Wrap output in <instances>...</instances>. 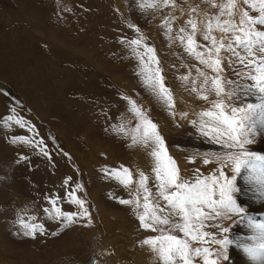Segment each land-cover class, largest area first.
Masks as SVG:
<instances>
[{
  "label": "rangeland",
  "instance_id": "374dc122",
  "mask_svg": "<svg viewBox=\"0 0 264 264\" xmlns=\"http://www.w3.org/2000/svg\"><path fill=\"white\" fill-rule=\"evenodd\" d=\"M130 1L0 0V264H83L92 254L96 257L92 264H102L109 256L110 264H162L159 258L151 259L149 253H158L144 244L145 240L159 236L160 231L145 229L138 218L147 211L151 213L144 208L145 193L139 185V173L148 177L146 186L151 195L147 202L150 205L158 202L161 208L167 203L157 196L152 171L155 159L151 155L155 145L150 139L145 143L142 117L157 125L167 155L175 162L181 179L194 182L197 177L210 178L221 169L228 178L235 177L233 195L243 213H227L207 220L203 229L210 234L207 242L192 243V247L211 248L215 254L212 258L218 259L219 264L253 261L242 254L251 245L241 244V239L254 232L247 216L250 208L243 201L245 177L250 168H242L236 174L226 157L240 152L239 146L224 138L205 135L201 130V121L209 120L201 113L214 110L212 103L220 99L210 90L217 73L186 50L187 36L191 33L187 21L192 19L198 27L194 39L200 47L196 51L207 59L211 42L203 39L201 21L206 23L219 9L209 0H169L167 5L163 0H151L157 6H146L144 16L149 17L148 23L140 25L130 21L134 14ZM213 2L219 5L223 0ZM246 7L239 4L240 9ZM258 7L256 12L247 10L256 16ZM135 16L144 20L140 14ZM118 17L123 21L115 20ZM234 19L239 22L238 15ZM143 25L151 27L155 40L152 35L147 36L149 43L137 51L149 62L152 76L159 68L170 99L152 86L146 93L142 89L145 83L140 84L141 88L114 64H104L102 47L97 46L102 32L101 44L117 29L134 28L140 32L138 36L142 35ZM182 28L184 32L180 31ZM212 35L218 41L225 35L215 28L214 22ZM230 39L231 34L225 43ZM147 47L153 48L154 54L148 53ZM237 51L246 55L242 48ZM220 58L223 71L219 75L225 93H231L225 97L228 105L225 111L231 115L233 107L264 105V94L257 90L255 81L247 78L250 70L231 53L222 51ZM132 88L142 92L141 98L131 92ZM201 95H207L208 99H201ZM133 105L142 116L132 110ZM261 114L262 110L257 108L244 122L241 138L251 141L244 145V150L256 153L264 144V133L257 121ZM123 169L129 171L131 182H122ZM115 189L129 192L130 197L125 200L132 203L126 206H134L136 216L127 219L126 214L121 215L117 222L106 219L104 212L116 211L119 206L103 196L108 192L114 195ZM71 193L84 201L83 208L88 214L77 215L69 223L58 217L56 209L64 213L82 211L72 202ZM53 199L55 205L50 203ZM167 211L165 208V212L157 215L163 216ZM147 216L145 222L152 223L151 214ZM21 220L28 225H42V231H37L34 237L24 235ZM134 228L136 233L132 231ZM90 234L96 240L82 254L80 244H85ZM171 234L182 237L176 230ZM213 236L230 243L222 248L212 243ZM101 239L105 245L96 255L94 250ZM221 252L223 255H219ZM232 253H237L235 262ZM175 264L182 262L177 259ZM195 264H202V258Z\"/></svg>",
  "mask_w": 264,
  "mask_h": 264
},
{
  "label": "snow or ice",
  "instance_id": "6c2138e0",
  "mask_svg": "<svg viewBox=\"0 0 264 264\" xmlns=\"http://www.w3.org/2000/svg\"><path fill=\"white\" fill-rule=\"evenodd\" d=\"M209 2L212 3L213 7H218L219 12L207 20L206 23L201 21V24L204 26L202 32L203 39L211 42V47L207 48V59L204 58L203 53L196 51L200 47L194 39L198 27L197 22L192 19L187 21V24L191 27V33L187 36L186 50L190 54H194L200 63L206 64L213 72L217 73L211 80L210 90L214 91L215 95L220 97V99L212 103L214 110L201 113L202 117L209 118L208 121H201V130L205 135H212L218 140L224 138L232 144L239 146L240 152L235 154L230 153L226 157V162L233 165V171L239 174L242 168L254 167L253 161H264V155L244 150V145L251 143V141L241 138L242 130L245 127L244 122L250 118V114L257 108H260L262 115H264V105L249 104L246 108L233 107L231 115L225 111L228 107L225 103V97L230 96L231 93H225L222 78L219 75L223 71V60L220 58V53L222 51L231 53V56L240 65L249 69L250 72L247 74V78L255 81L257 90L264 94V30H258L264 28V0H223L219 5L215 4L213 0H209ZM163 3L167 5L169 0H163ZM240 3L247 7L240 9ZM257 5L259 6L258 15H250L247 9L251 8L253 12H256ZM148 6L155 7L157 5L151 4ZM193 11L195 12L196 9L194 8ZM237 15L239 16L238 23L234 19ZM213 22L215 23V28L225 34L219 41L212 35ZM165 23L167 24L168 22L166 21ZM168 31H171L170 27ZM180 31L184 32L185 29L182 28ZM229 34H231L232 39L225 43ZM181 39L183 40L184 38L182 37ZM131 43L138 45L140 40H132ZM237 48H242L246 55H242L240 51H237ZM154 51L153 48L147 47L148 53L154 54ZM152 59L155 61L154 55ZM156 62L158 63V61ZM252 73H255V75ZM201 75H204V73H201ZM162 81L163 77L160 75L159 68L155 70L154 76H147L145 80L146 84L152 86L154 90L158 89L162 96L170 99V91L166 89ZM204 83H208L206 76ZM200 98L207 100L208 96L201 95ZM170 106L174 105L170 104ZM132 110L138 116H142L140 110L135 105H133ZM142 119L145 143L150 139L155 145L151 155L155 159V166L152 171L155 173L157 181V196L167 202L165 208L168 209L165 215H157V212H165V208H161L158 202L155 205H150L147 202L151 195L146 186L148 177L143 172L139 173V185L145 193L144 208L151 210L152 223L145 222L148 215L147 212L138 218L145 229L159 230L161 233L159 236L145 240L144 244L151 245L153 250L158 252L162 264H175L177 259L182 264H195V261L201 258L202 264H219L218 259L212 258L215 254L211 248L192 247V243L203 244L207 242L210 234L203 231L207 226L205 223L207 220L213 217L224 216L227 213H243L244 209L237 204L233 195L236 191L235 177L228 178L225 171L221 169L218 174L210 178L197 177L194 182L182 180L175 162L167 155L164 140L157 130V125L151 120L143 117ZM19 122L17 121V123ZM133 143H136L135 137L133 138ZM44 155L47 156L48 153L44 152ZM204 162L209 163L210 161L205 160ZM123 172L125 179L122 182H131L129 171L123 169ZM170 189L174 190L170 191ZM70 195L72 196V202L78 204L82 211L77 214L71 212L64 213L56 209L58 217L63 218L69 223L74 222V217L77 215L83 217L88 214L87 209L83 208L84 201L76 198L75 193H71ZM50 203L55 205V199L51 200ZM120 203L129 204L132 201L121 200ZM20 223L25 228L24 235H31L33 237L37 231H42L43 228L42 225L39 227L28 225L23 220ZM253 226L264 233V224H254ZM173 230L182 233V237L172 235L171 232ZM222 231L227 232L228 229H222ZM212 243L224 248L230 241L228 239L217 240L213 236ZM157 244H159V247H157ZM259 249V253L253 248H246L245 250L254 259H258L260 264H264V242L259 245ZM219 255H223V253L221 252ZM224 258L227 259V257Z\"/></svg>",
  "mask_w": 264,
  "mask_h": 264
},
{
  "label": "crops",
  "instance_id": "0c3cea01",
  "mask_svg": "<svg viewBox=\"0 0 264 264\" xmlns=\"http://www.w3.org/2000/svg\"><path fill=\"white\" fill-rule=\"evenodd\" d=\"M149 1H151V0H131L130 4L128 3L130 5V11L134 8V11L133 12L131 11V14L132 13H134V14H132V15L129 14V16L131 15L130 21H133L134 24H136L138 22L140 25H142L141 22L145 23L147 21V18H149V17H146L144 15H147V14H145V11L147 10L146 6H148L150 3L152 4V2H149ZM131 5H133L134 7L131 8ZM138 14H140L141 17H144V20H143V18L140 19V18L135 16V15L138 16ZM115 20L123 21L120 17L115 18ZM150 21H151V19H150ZM147 23H148V21H147ZM142 28H143V34L139 35V36L137 35V33L140 34V32H138V31L136 32V30L134 28H130L128 30L123 29V30H121L122 32L119 31V29H117V33L111 32L110 34L112 35V37L109 36L110 39L108 41H103V43L101 44V39H102V36L104 34L102 32L101 37H98V39L100 40V42L99 41L98 42L100 44H98V42H97V46H99L100 48L102 47V52H103L102 59H103L104 64H106V65H107V63L114 64L113 67H116L117 69H119V71H122L124 76H125V74H127L128 78H130L131 80L134 81V84H137L140 86L141 83H143V85L145 83L143 88H142V86H140V87L142 89H144L145 92L147 93L151 90V88H150L151 86H149V84H146L145 80H146L147 76H150V75L152 76L151 66H150L149 62L146 61V59L137 51V49L139 48V50L141 51V47H145V45L147 43H149L147 36L152 35L150 37H152V39H154V40H155V37L152 33L153 32L152 29H150L151 27H146L143 25ZM107 33H109V32H107ZM132 40H140V43L138 45H133L131 43ZM158 40H159V37H158ZM151 43L152 42H150V44ZM159 44H160V40L158 42V45ZM105 68H106V66H105ZM123 68H126V70H124ZM123 70L125 72H123ZM147 88H148V90H147ZM131 92L134 95L136 93L138 99L141 98V96H142V92L135 91L134 88H132ZM113 193H114V195H111V192L110 193L108 192L107 194L104 193L103 198L106 201H109L110 203H112V204L114 203L115 205L119 206V208H124V209L118 208V210H116V211H114L112 209V212L105 211L104 213H105L106 219L109 221L116 219V222H117L121 219L120 218L121 215L126 214L128 216L127 219H130L131 215L136 216L134 206L131 207V205L130 206L128 205L129 207H127L126 204L120 203L121 200H125V198H127L129 196V192L123 191L122 189H115V191H113ZM132 196H134V193ZM125 208H126V210H125ZM147 213L151 214L148 211H147ZM110 214H111V217H109ZM113 214L115 215V217L113 216ZM148 218L149 217L146 216V220ZM87 227L89 228V225H87ZM139 228H140V233L144 234V232L141 231V227H139ZM86 230H88V229H86ZM132 231L136 233L135 228ZM159 234L161 235V233H159ZM80 235H82V234H80ZM142 236L145 237L144 235H142ZM151 238H154V237H151ZM95 240L96 239L94 238V234H90V237L85 241L86 243L80 244L81 248H82V254H85L90 250V248H88V246H90V245L92 246V244H94ZM99 243H101V244H99L96 247V249L94 250L96 252V255L102 250L103 245H105V240L101 239V240H99ZM128 243H129V245H132L130 242H128ZM153 252L158 253L154 250H153ZM129 253H131L130 249H129ZM149 256L151 257L152 260H154L155 258H159V254H150L149 253ZM110 257L111 256L104 259L102 261V263L107 264L109 261L108 264H110ZM88 259H89V256L85 261H83V263L87 262ZM72 261H74V259H72Z\"/></svg>",
  "mask_w": 264,
  "mask_h": 264
},
{
  "label": "bare ground",
  "instance_id": "6f19581e",
  "mask_svg": "<svg viewBox=\"0 0 264 264\" xmlns=\"http://www.w3.org/2000/svg\"><path fill=\"white\" fill-rule=\"evenodd\" d=\"M182 109L184 110L183 107ZM257 121L259 125V130L262 133H264V115L262 114L259 115L257 118ZM256 154L264 155V144L261 145V149H258V150L256 149ZM253 163L255 166L249 169V173L245 177L244 184L246 188L243 187L245 188V192L243 195L244 196L243 201L250 208L247 216L249 217L248 219L249 224H251V227L254 229V232L252 234L246 235L243 239H241L242 241L240 240L242 242L240 243L245 244V246H248V243H249L251 245V248L256 249L257 253H259L260 252L259 245L262 242H264V233H262L260 229L254 227L253 225L254 224H264V161H253ZM244 250L242 251V254H244L243 256L245 257V259H248L249 257L250 259L253 260L250 262V264L253 262H256V264H260L258 259H254L252 255H250L246 250H245L246 251L245 253ZM235 254L237 253H232L231 255L233 259L234 257H236ZM234 262H235V259H234Z\"/></svg>",
  "mask_w": 264,
  "mask_h": 264
},
{
  "label": "water",
  "instance_id": "95a60500",
  "mask_svg": "<svg viewBox=\"0 0 264 264\" xmlns=\"http://www.w3.org/2000/svg\"><path fill=\"white\" fill-rule=\"evenodd\" d=\"M210 148L212 147V146H209Z\"/></svg>",
  "mask_w": 264,
  "mask_h": 264
}]
</instances>
